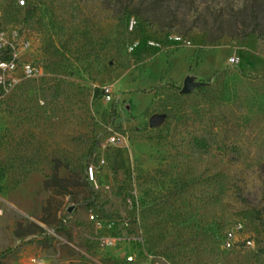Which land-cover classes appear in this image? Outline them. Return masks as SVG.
Returning a JSON list of instances; mask_svg holds the SVG:
<instances>
[{"label": "rangeland", "instance_id": "obj_1", "mask_svg": "<svg viewBox=\"0 0 264 264\" xmlns=\"http://www.w3.org/2000/svg\"><path fill=\"white\" fill-rule=\"evenodd\" d=\"M0 35L41 68L0 101V264H264V0H0Z\"/></svg>", "mask_w": 264, "mask_h": 264}, {"label": "built area", "instance_id": "obj_2", "mask_svg": "<svg viewBox=\"0 0 264 264\" xmlns=\"http://www.w3.org/2000/svg\"><path fill=\"white\" fill-rule=\"evenodd\" d=\"M4 45V40L2 36L0 35V101L4 97L6 91L8 89H11L15 86V83L17 81V75L16 71L21 69V75L25 77H31L39 74L41 72V68L36 66L35 64L25 63L21 64L18 68L17 62H16V56L17 54L13 52L11 48H7ZM230 61H233V58L230 59ZM100 93L102 96L108 100H110V97L112 96V90L111 87L107 85H103L100 87ZM110 142H114L116 140L114 135H111V137L108 138ZM95 168L93 165H89L86 169V175L90 180L95 179ZM90 220H95L93 214L89 215ZM241 225L236 226L233 230H228L224 232V238H223V247L231 248L234 243V237L236 234L234 232L238 231ZM246 243H249L247 241ZM114 261V260H113ZM111 261L108 264H113ZM34 264H44L42 259L39 257L34 259ZM99 264H105V263H99ZM115 264H148L147 260L139 259L135 257L132 253L124 257V260L118 263L116 261Z\"/></svg>", "mask_w": 264, "mask_h": 264}, {"label": "water", "instance_id": "obj_3", "mask_svg": "<svg viewBox=\"0 0 264 264\" xmlns=\"http://www.w3.org/2000/svg\"><path fill=\"white\" fill-rule=\"evenodd\" d=\"M194 76H190V75H188V76H186L183 80H184V82H183V86H182V88L180 89V92L181 93H188V91H190V90H192V89H194L196 86H198L199 84H200V82H198V81H195L194 79ZM150 124H156L157 123V118L155 117V116H152L151 118H150ZM71 208H69V210H70Z\"/></svg>", "mask_w": 264, "mask_h": 264}, {"label": "trees", "instance_id": "obj_4", "mask_svg": "<svg viewBox=\"0 0 264 264\" xmlns=\"http://www.w3.org/2000/svg\"><path fill=\"white\" fill-rule=\"evenodd\" d=\"M22 3H23V1H22ZM201 145H205V144L202 143ZM52 177H53V179L57 180L58 182L61 181V179L58 178V177H56V175H52ZM44 186H45V187L50 186L49 182H48V181H45V182H44ZM92 201H93V198L83 199V200H82V202H84V203H86V204H88V203H90V202H92ZM45 207H46V205L43 207V209H45ZM72 207H73V205H72ZM9 251H11V247H7V248H5V250H3V251L0 252V257L5 256V254L8 253Z\"/></svg>", "mask_w": 264, "mask_h": 264}]
</instances>
